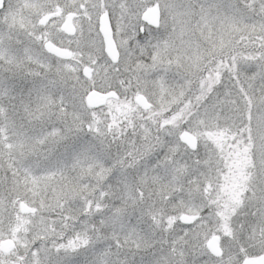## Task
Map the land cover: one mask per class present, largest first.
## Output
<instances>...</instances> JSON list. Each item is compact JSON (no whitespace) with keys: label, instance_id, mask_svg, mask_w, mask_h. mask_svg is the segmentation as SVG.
Returning <instances> with one entry per match:
<instances>
[{"label":"snow or ice","instance_id":"6c2138e0","mask_svg":"<svg viewBox=\"0 0 264 264\" xmlns=\"http://www.w3.org/2000/svg\"><path fill=\"white\" fill-rule=\"evenodd\" d=\"M0 264H264V0H0Z\"/></svg>","mask_w":264,"mask_h":264}]
</instances>
